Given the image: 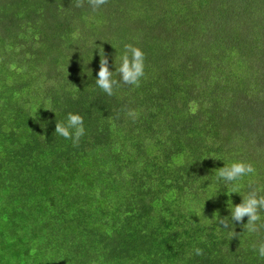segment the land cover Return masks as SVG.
Returning a JSON list of instances; mask_svg holds the SVG:
<instances>
[{"label":"trees","instance_id":"1","mask_svg":"<svg viewBox=\"0 0 264 264\" xmlns=\"http://www.w3.org/2000/svg\"><path fill=\"white\" fill-rule=\"evenodd\" d=\"M129 43L145 76L108 96L99 49L119 81ZM68 113L83 117L78 146L54 133ZM237 160L255 174L232 193L216 170ZM252 189L264 0H0V264H264V228L229 208Z\"/></svg>","mask_w":264,"mask_h":264},{"label":"clouds","instance_id":"2","mask_svg":"<svg viewBox=\"0 0 264 264\" xmlns=\"http://www.w3.org/2000/svg\"><path fill=\"white\" fill-rule=\"evenodd\" d=\"M85 0H75V7L81 8ZM108 0H87L93 11H97L101 6L105 5ZM100 61L99 71L95 83L108 96L114 94V89L121 84L133 87H139L141 79L145 76V53L144 51L133 44H125L123 54L115 57V72L119 74L120 80L113 78V71L109 68V59L105 54L104 49H99ZM118 61V66H117ZM126 116L135 121L139 118V113L135 109H128ZM55 134L71 139L74 146H78L80 139L85 135V127L83 117L79 114L68 113L66 121H56ZM255 168L250 162L233 161L230 164H225L216 170L218 180H222L226 186L233 185L232 193L236 192V185L246 176L254 175ZM264 189H252L246 195H243L241 203L231 205V219L233 222H240L245 229V232L256 233L264 228V220H262L261 212H264ZM247 217V223L243 224L244 218ZM220 225L229 229L230 225L225 219L219 221ZM253 248L258 251L261 258H264V242L258 245H253ZM197 255L202 254V250L195 249Z\"/></svg>","mask_w":264,"mask_h":264}]
</instances>
